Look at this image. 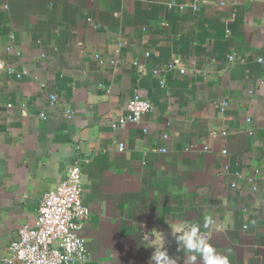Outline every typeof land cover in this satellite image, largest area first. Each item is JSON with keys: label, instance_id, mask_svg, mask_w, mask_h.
I'll return each mask as SVG.
<instances>
[{"label": "crops", "instance_id": "0c3cea01", "mask_svg": "<svg viewBox=\"0 0 264 264\" xmlns=\"http://www.w3.org/2000/svg\"><path fill=\"white\" fill-rule=\"evenodd\" d=\"M74 161L87 264H148L142 232L180 222L264 264V0H0V264Z\"/></svg>", "mask_w": 264, "mask_h": 264}, {"label": "built area", "instance_id": "2783aa9c", "mask_svg": "<svg viewBox=\"0 0 264 264\" xmlns=\"http://www.w3.org/2000/svg\"><path fill=\"white\" fill-rule=\"evenodd\" d=\"M178 7L180 10L186 7L196 9L195 5L182 4ZM112 63L117 64V61L113 60ZM166 69L169 71L179 69L182 75L185 74V70L177 61L168 63ZM7 71L15 74L17 78L23 75L12 67H8ZM154 73L160 75L158 70ZM161 84H164V78L161 79ZM50 98V104L54 105L56 98L54 96ZM225 107L226 103L223 101L220 111L223 112ZM151 109L150 102L136 94L127 101L125 114L118 117L111 126L115 130L128 123H138ZM67 115L71 116V113L67 112ZM215 136L216 133H212V137ZM117 148L122 152L125 147L123 143H117ZM160 152H165V149ZM226 153L225 149L222 150V154ZM227 169L226 165L225 170ZM248 181L251 182L253 190H257L259 182L264 181V176L256 170L255 176ZM235 186V183H232L231 187ZM81 192L82 171L74 161L68 166L65 177L56 187L45 192L41 197L33 224L19 228L17 238L8 247V255L3 258V264H87L89 257L82 233L90 211L82 199ZM144 232H142V241L147 244L143 240ZM202 232L209 241L211 229ZM165 234L166 247L170 249L173 238ZM149 235L153 234L149 233Z\"/></svg>", "mask_w": 264, "mask_h": 264}, {"label": "clouds", "instance_id": "9594fccd", "mask_svg": "<svg viewBox=\"0 0 264 264\" xmlns=\"http://www.w3.org/2000/svg\"><path fill=\"white\" fill-rule=\"evenodd\" d=\"M169 229V235L174 240L175 252L183 254L187 264H197L198 260L200 264H230L228 256L221 254L206 239L199 224L180 222L169 226ZM144 233L143 240L147 243V248L153 249L148 264H179L176 256L169 254L163 232L153 229ZM149 233H153L158 239H154Z\"/></svg>", "mask_w": 264, "mask_h": 264}]
</instances>
